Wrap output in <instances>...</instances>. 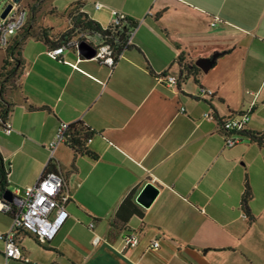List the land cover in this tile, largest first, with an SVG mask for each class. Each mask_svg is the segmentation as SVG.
<instances>
[{
    "label": "crops",
    "instance_id": "0c3cea01",
    "mask_svg": "<svg viewBox=\"0 0 264 264\" xmlns=\"http://www.w3.org/2000/svg\"><path fill=\"white\" fill-rule=\"evenodd\" d=\"M64 1L58 23L45 25L48 43L24 32L20 72L1 94L13 132L0 128V155L9 166L14 158L30 165L21 181L9 167L11 193L35 184L59 123L83 124L90 141L83 153L58 146L48 165L63 178L69 218L46 244L19 232L28 261L9 263L259 264L264 144L243 136L225 147L219 121L249 110L246 131L264 135V0H84L78 12L101 28L112 11L137 26L113 68L77 48L58 60L46 55L71 28ZM216 53L211 68L195 65ZM6 58L0 49V71ZM180 60L199 70L175 86L157 81L179 78ZM146 183L157 194L143 208L135 198ZM10 223L0 212V234ZM94 235L106 242L93 245ZM125 235L138 244L125 247ZM154 240L159 247L150 250Z\"/></svg>",
    "mask_w": 264,
    "mask_h": 264
},
{
    "label": "built area",
    "instance_id": "2783aa9c",
    "mask_svg": "<svg viewBox=\"0 0 264 264\" xmlns=\"http://www.w3.org/2000/svg\"><path fill=\"white\" fill-rule=\"evenodd\" d=\"M7 5H11V9L5 16L1 18V14ZM95 11H100L103 6L93 4ZM27 20V10L21 8L19 3H14V0H8L0 13V48H8L11 40L22 30ZM219 20L214 18L210 23L211 26L217 24ZM128 23V18L125 14L116 11L111 12L110 20L105 28H102L103 35L91 34L84 35L83 38L76 40H67L63 45L49 49L46 55L52 60H58L63 52L68 48H77L80 41H86L95 37L96 44H91L95 49L93 59L99 61L108 68H113L121 58L122 52L132 43L136 32V25L126 29L124 36V44L117 51L116 45L119 32ZM90 45V42L88 43ZM157 81L164 83L166 86H175L177 77L172 75H159ZM201 94L210 95L209 91L200 89ZM205 119H211V114L203 115ZM250 119V111H244L238 114L229 116L224 120L219 121V130L223 137L224 146L227 148L233 147L242 140L241 133L246 129ZM70 124L59 123L54 133L52 141L47 145L49 152V162L38 176L35 184L26 188L22 192L16 191L12 194V200L5 202L0 200V212L10 215L11 223L9 229L0 234V242L2 243V256L4 264H10V261L28 260L24 258L21 248L19 247L16 237L19 232H25L40 244L51 242L57 235L60 228L69 218L66 210V205L69 202V194L65 189L63 178L56 172L48 170V165L53 158L55 149L60 145H65L66 133ZM1 129L6 135L13 132L11 124L7 121L2 123ZM90 141L87 140L86 144ZM10 167V166H9ZM10 173V171H9ZM9 173L7 179L9 178ZM140 194V192H139ZM136 196L135 200L139 196ZM80 223V222H79ZM89 229L92 230L93 224H89ZM104 241L101 237L94 235L92 239L93 245H98ZM125 247H134L138 244V239L135 235L123 236ZM159 247L157 240L150 243L149 249L156 250Z\"/></svg>",
    "mask_w": 264,
    "mask_h": 264
},
{
    "label": "trees",
    "instance_id": "16d2710c",
    "mask_svg": "<svg viewBox=\"0 0 264 264\" xmlns=\"http://www.w3.org/2000/svg\"><path fill=\"white\" fill-rule=\"evenodd\" d=\"M133 26L134 24L131 23V21L128 19L127 25L123 27L122 30L119 32V35L117 36V42L114 44L117 47V51H119L122 48L121 45L124 44V36L126 29ZM73 31H84L86 35H91V34L103 35L106 33L96 22L91 20L85 13L78 12L71 17V28L59 37L56 44L60 45L61 43L67 41L70 37L69 34H71ZM18 34H20V32ZM18 34L11 40V43L9 44L8 48L5 49L7 56L10 58H13V56L19 58L20 47L22 45V42L26 39L28 33L27 34L24 33L20 37H18ZM40 37L43 38V40L48 43L47 34L45 31ZM221 54L222 53H216V56L219 57ZM179 65H180V77L177 78V83L180 81L183 82L184 80L188 79V77L194 75V73L199 70L194 65L182 63V60L179 61ZM14 74H15L14 68L13 70H10L6 74L0 72V128L2 127V123L6 121L5 119L8 113V110L5 107L1 94L3 92V87L6 84L11 86L13 85L15 80ZM241 136L242 137L245 136L252 142L264 144V135L262 133L261 134L249 133L245 129V131L241 133ZM88 139H90L89 132L83 124L81 123H76L73 125L70 124L66 133L65 145L70 147L76 153H83L84 145L86 144ZM8 173H9V163H5L0 155V200L3 199L4 193L8 191V186H9L7 179Z\"/></svg>",
    "mask_w": 264,
    "mask_h": 264
},
{
    "label": "rangeland",
    "instance_id": "374dc122",
    "mask_svg": "<svg viewBox=\"0 0 264 264\" xmlns=\"http://www.w3.org/2000/svg\"><path fill=\"white\" fill-rule=\"evenodd\" d=\"M69 1L71 3L69 4V9L65 15L72 17L78 12L77 9L84 4V0ZM7 2L8 0H0V13ZM65 2L66 1L64 0H19L18 3L20 4V7L27 10V20L25 26L23 27L24 31L18 34V37L22 36L25 31L31 32L34 36H42L43 32L45 31V25H49V27H51L52 25L58 23L57 17L60 16V10L64 7ZM84 35V31H73L71 34H69V39L76 40L83 38ZM2 68L3 71L1 69L0 72L3 74H6L14 68V77L16 78L20 72V58H17L16 56H13V58H6V60L3 62ZM10 169L14 178L17 181H21L28 174L30 165L14 158ZM12 188V186H8V190L10 192H12ZM258 261L259 264H264V248L259 254Z\"/></svg>",
    "mask_w": 264,
    "mask_h": 264
},
{
    "label": "water",
    "instance_id": "95a60500",
    "mask_svg": "<svg viewBox=\"0 0 264 264\" xmlns=\"http://www.w3.org/2000/svg\"><path fill=\"white\" fill-rule=\"evenodd\" d=\"M19 0H14V3H18ZM11 9V5H7L5 9L3 10L1 14V18H5L9 10ZM77 52L78 54L85 58V59H91L95 55V49L90 46L86 41H80L79 44L77 45ZM217 58L216 54L211 56L210 59H201L196 62V66L205 71L209 68H211L215 62V59ZM157 194V188L154 187L150 183H146L143 187V189L140 191L139 196L135 200L136 204L143 207V208H148L151 204V201L154 199V197ZM142 195V196H141ZM141 196V198H140ZM3 200L5 202H10L12 200V193L8 190L4 193L3 195Z\"/></svg>",
    "mask_w": 264,
    "mask_h": 264
}]
</instances>
